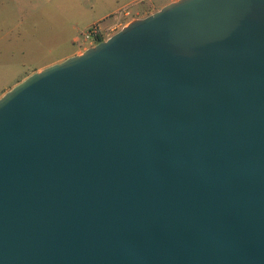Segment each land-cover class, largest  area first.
Listing matches in <instances>:
<instances>
[{
    "label": "water",
    "instance_id": "95a60500",
    "mask_svg": "<svg viewBox=\"0 0 264 264\" xmlns=\"http://www.w3.org/2000/svg\"><path fill=\"white\" fill-rule=\"evenodd\" d=\"M0 264H264V0H176L0 97Z\"/></svg>",
    "mask_w": 264,
    "mask_h": 264
},
{
    "label": "rangeland",
    "instance_id": "374dc122",
    "mask_svg": "<svg viewBox=\"0 0 264 264\" xmlns=\"http://www.w3.org/2000/svg\"><path fill=\"white\" fill-rule=\"evenodd\" d=\"M129 1L0 0V93L35 68L60 62L74 52L81 54L98 43L87 39L92 26L99 27L105 40L128 25L137 12L167 0ZM121 11L131 15L117 24Z\"/></svg>",
    "mask_w": 264,
    "mask_h": 264
},
{
    "label": "crops",
    "instance_id": "0c3cea01",
    "mask_svg": "<svg viewBox=\"0 0 264 264\" xmlns=\"http://www.w3.org/2000/svg\"><path fill=\"white\" fill-rule=\"evenodd\" d=\"M142 0H132L131 2L129 1V4H134V3H139L141 2ZM173 1H176V0H167L166 2H164L163 4H161L160 6L158 5H153L150 9L146 10L145 12H137L135 16H131L130 19H135V18H139V17H144L150 13H153L155 11H157L158 9L162 8L164 5H166L167 3H170V2H173ZM130 15H131V12L129 11ZM17 20H19V18H16ZM8 32L5 33V35L7 34ZM75 54L77 52H74ZM63 59V58H61ZM48 65V64H47ZM46 65H43V66H40L38 68H35L33 71H37L39 69H42L44 68ZM33 71L29 72L28 74H26L23 78L21 79H18L16 82H14L11 86L7 87V88H3L2 92L0 93V97L7 91L9 90L13 85H16L18 82H20L21 80H23L25 77H27L28 75H30Z\"/></svg>",
    "mask_w": 264,
    "mask_h": 264
},
{
    "label": "built area",
    "instance_id": "2783aa9c",
    "mask_svg": "<svg viewBox=\"0 0 264 264\" xmlns=\"http://www.w3.org/2000/svg\"><path fill=\"white\" fill-rule=\"evenodd\" d=\"M127 15H129V12L128 11H126V12H122L121 11V13L118 15V16H116V22H117V24H119L120 23V20L123 18V16H127ZM100 29H99V27H97V26H92L90 29H89V32H88V34H87V39L89 40H92V41H94L93 39L94 38H96L98 35H100Z\"/></svg>",
    "mask_w": 264,
    "mask_h": 264
},
{
    "label": "trees",
    "instance_id": "16d2710c",
    "mask_svg": "<svg viewBox=\"0 0 264 264\" xmlns=\"http://www.w3.org/2000/svg\"><path fill=\"white\" fill-rule=\"evenodd\" d=\"M93 40L96 41V42H100V41L103 40V38H102V36H101V34H100V35H98L96 38H94Z\"/></svg>",
    "mask_w": 264,
    "mask_h": 264
}]
</instances>
